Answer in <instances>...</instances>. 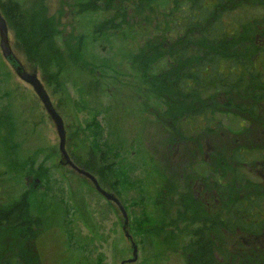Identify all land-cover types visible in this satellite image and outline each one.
I'll return each mask as SVG.
<instances>
[{"label": "rangeland", "instance_id": "obj_1", "mask_svg": "<svg viewBox=\"0 0 264 264\" xmlns=\"http://www.w3.org/2000/svg\"><path fill=\"white\" fill-rule=\"evenodd\" d=\"M13 1L39 30L30 48L47 33L48 38L54 37L53 49L60 57L43 72L36 49L26 53L9 28L13 54L27 71L37 73L62 118L67 155L78 167L95 169L87 171L116 196L127 222L112 201L95 191L90 179L60 162L53 121L0 51V109L8 108L0 110V209L20 202L26 206L25 218L0 232V260L5 258L9 264L12 259L25 264H120L133 258L135 246V260L125 264H197L194 233L200 232L209 239L217 233L212 243L220 247L219 261L223 262L221 255L228 258V253H240L242 259L249 256L250 261L254 252L261 258L254 264H264L260 255H264V228L249 243L222 237L218 225L206 224L209 232V228L202 229L204 184L209 187L214 181L219 189L223 185L226 195L239 196L232 202L238 207L247 195L263 197L259 206L249 210V218L257 224L264 219V102L248 100L246 95V88L262 89L264 48L251 42V33L258 27L250 22L235 29V34L231 30L233 39L224 50L257 61L259 78L249 74L242 90L212 98L214 104L205 105L212 117L211 129L201 130L203 122L197 120L199 129L191 131L183 118L203 104L184 101V94L174 90L179 97L171 101L157 89L161 86L152 74L155 58H140L150 57L140 49L147 41L154 42L152 38L158 39L161 55L166 54L164 49L170 50L176 36L169 29L181 15L174 2L182 4V0H164L165 4L152 0L154 11L148 21L135 13L142 0ZM257 7L237 11L236 18L241 24L251 21L262 12ZM165 19L168 32H156L158 21ZM247 38L248 45L243 43ZM259 38L264 45V32ZM235 103L249 106V112H237ZM238 127L239 132L233 133ZM236 147L263 155L257 162H262L259 169L257 164L249 165L250 156L245 155L247 164L242 170L248 179L249 174L255 178L253 184L235 183L231 149ZM241 187L246 189L244 195ZM217 212L216 205L208 217L214 218ZM241 221L249 224V220Z\"/></svg>", "mask_w": 264, "mask_h": 264}, {"label": "trees", "instance_id": "obj_2", "mask_svg": "<svg viewBox=\"0 0 264 264\" xmlns=\"http://www.w3.org/2000/svg\"><path fill=\"white\" fill-rule=\"evenodd\" d=\"M152 0H142L140 6L135 8L136 16L140 20H149L150 13L154 11V7L151 4ZM161 4H165L164 0L159 1ZM138 3V2H137ZM136 3V4H137ZM176 10H181V15L173 21L174 27H170L175 34V39L173 40L170 50L164 49L165 55H161V47L157 38H152L153 41H147L144 46L140 49L142 54L150 56L145 58L141 55L140 58L143 60H151L153 57L155 65L152 68V74L158 79L157 84H159L161 89L157 88L159 92L163 95H168L167 97L173 101H177L178 95L172 93L175 92L183 93V99L190 101L194 99V102L202 103V107H194L190 109L184 124H187L188 128L193 131L199 129L197 127V120H201L203 125L201 130H209V126L212 117L210 115V110L206 107L207 102L214 104V100L217 95H222L223 93L229 95L231 93H237L235 91H240L244 88L246 82L249 80V74H254L259 78L258 72L261 71V66L259 65V71L257 68V61L253 59H243L241 58L238 51L234 53L226 52L224 47H228V43H231L233 39L232 33L235 34V29L240 26H249L252 22L258 30L251 33L252 40L255 45H264L260 42L259 35L264 32V0H182V4L174 2ZM257 6H261L262 12L254 15L251 21L241 24L236 18V12L244 10V8H249L251 10H256ZM259 8V7H257ZM0 11L5 18L7 25L14 31L16 40L20 41L24 48L27 50L26 53L30 52V49L35 48V58L43 72L47 71L48 66L50 68V62H56L59 59V54L57 50L53 49L54 37H49L46 34L44 39L37 40V45L33 48V43L39 38V30L35 29L33 26V20L30 21L24 9L18 5L17 2L13 0L0 1ZM28 18V19H27ZM158 21L155 31H165L168 32V21ZM239 25V26H238ZM231 26L232 29H229ZM262 29H259V27ZM231 30L232 33L230 32ZM51 35V34H49ZM244 44H249V38L243 40ZM239 42L236 43V46ZM147 46V47H146ZM34 52V50H33ZM260 59V64H264V51ZM189 62V65H184V62ZM255 63V64H254ZM156 70V71H155ZM155 71V72H154ZM260 74H262L260 72ZM264 77H260L259 81L262 84V89H248L247 96L248 100L253 101H263L264 102ZM252 83V80H251ZM173 85V86H172ZM254 87V84L252 83ZM171 96V98L169 97ZM227 104V103H226ZM237 112L243 111L244 113L249 112V106H245L242 103H235ZM8 109V108H7ZM2 107L0 110H7ZM241 113V112H239ZM10 116L11 122V115ZM13 129L14 125L11 122L10 125ZM233 133H237L240 127L235 129ZM248 149V148H247ZM246 148L236 147L231 149L232 156L235 163L233 169V177L235 178V183L243 184L248 182L253 184L255 178L250 176L249 179L245 177V172L242 170V165H245V155L248 154L249 165L257 164V169L261 167L257 163L262 161L261 156L258 157L256 153H252ZM252 150V149H251ZM249 152V153H248ZM253 152V151H252ZM254 155V156H252ZM242 157H244L242 159ZM91 167V166H90ZM105 167V165H104ZM107 170L109 167H105ZM262 170V168H261ZM112 172V171H110ZM253 179V181H252ZM223 186L219 187L216 185L215 189H211L204 201L203 212L206 214V219L202 224V229L209 228L212 226L214 228L218 225L221 230L220 235H225L230 238H240L244 243L252 242L258 237L261 230L264 228V219L257 224L252 222L249 218V210L259 206V202L263 197L257 198L249 197L247 195L243 201V205H237V203H232L239 196L233 197L231 194L226 195L222 191ZM256 189L259 190L258 186ZM243 190L242 195L246 193L245 187H241ZM219 200L222 203H226L224 208L218 210L216 215L213 217H208L215 209V201ZM26 209L25 203L20 202L12 205L7 210L0 209V232L1 230H6L7 228L13 226L14 224L22 221L25 218L24 210ZM202 210V209H201ZM257 212L261 213L262 210L257 209ZM217 218L216 220H213ZM211 220L206 222L207 220ZM249 220V224L244 225V221ZM215 223V224H214ZM208 226H207V225ZM14 229H16L14 227ZM256 229V231L254 230ZM211 228L207 231L209 232ZM253 232V234L251 233ZM213 237L209 239L202 233H194L195 242L193 245L194 252L197 255V264H254V260L261 259L254 252L253 259L249 261V256L243 257L239 255L231 256L228 253L226 258L221 255L223 262L219 261L216 256L218 245L212 243L214 238L217 239V233H212ZM223 237V236H222ZM245 239H242V238ZM231 241V240H229ZM237 240H232L234 242ZM240 247V246H239ZM236 253H238L236 251ZM264 259V255L260 254ZM226 261V262H225ZM253 262V263H252ZM263 263V262H262ZM257 263V264H262ZM0 264H9L4 258L0 260ZM10 264H25L18 259H12Z\"/></svg>", "mask_w": 264, "mask_h": 264}, {"label": "water", "instance_id": "obj_3", "mask_svg": "<svg viewBox=\"0 0 264 264\" xmlns=\"http://www.w3.org/2000/svg\"><path fill=\"white\" fill-rule=\"evenodd\" d=\"M0 51L2 54V57L5 59V61L11 66L12 70L14 71L15 75L23 82L29 84L34 93L38 96V98L40 99L43 108L45 109L46 113L48 114V116L51 118V120L53 121L55 128H56V132L58 135V139H59V144H58V149L61 155V160L60 162L64 165H69L72 169H74L76 172H78L81 175H84L85 177H87L88 179H90L93 183V185L95 186V189L101 193L107 200H112L115 203H117V205L119 206L120 212L122 213V216L125 218L124 220V224H126V214L125 211L123 210V208L121 207V205L119 204V202L117 201V199L115 197H113L111 194L105 192L104 190H102L97 181L95 180V178L89 174L88 172L79 169L78 167H76L70 160L69 156L67 155L66 149H65V130H64V125H63V120L60 117V115L57 113V111L55 110V108L53 107L51 100L49 98V96L47 95L44 86L41 82V80L39 79V77L37 76L36 72H29L27 71L23 65L21 64V62L15 57V55L13 54V51L10 47V43H9V38H8V26L6 24V21L4 19V17L2 16L1 12H0ZM124 229V227H123ZM127 235V234H126ZM133 258L132 259H128V260H124L122 261L120 264H125L128 262H133L136 258V248L134 246L133 248Z\"/></svg>", "mask_w": 264, "mask_h": 264}, {"label": "flooded vegetation", "instance_id": "obj_4", "mask_svg": "<svg viewBox=\"0 0 264 264\" xmlns=\"http://www.w3.org/2000/svg\"><path fill=\"white\" fill-rule=\"evenodd\" d=\"M89 171H92V170H95V169H92V167H86ZM93 172V171H92ZM94 173V172H93ZM96 175V174H95ZM98 177V176H97ZM98 179H99V177H98ZM99 181V180H98ZM99 183H100V181H99ZM205 187V186H204ZM207 194V193H206Z\"/></svg>", "mask_w": 264, "mask_h": 264}]
</instances>
